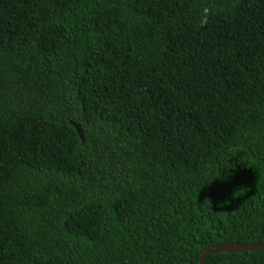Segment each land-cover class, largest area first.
<instances>
[{
    "label": "trees",
    "instance_id": "trees-1",
    "mask_svg": "<svg viewBox=\"0 0 264 264\" xmlns=\"http://www.w3.org/2000/svg\"><path fill=\"white\" fill-rule=\"evenodd\" d=\"M233 242L264 243V0H0V264Z\"/></svg>",
    "mask_w": 264,
    "mask_h": 264
},
{
    "label": "water",
    "instance_id": "water-1",
    "mask_svg": "<svg viewBox=\"0 0 264 264\" xmlns=\"http://www.w3.org/2000/svg\"><path fill=\"white\" fill-rule=\"evenodd\" d=\"M78 133L80 134L81 138L84 139V132L79 124H75ZM264 250V243H224L219 244L216 246L209 247L206 249L200 257L199 264H206V260L209 255L217 254V253H240V252H246V251H261Z\"/></svg>",
    "mask_w": 264,
    "mask_h": 264
}]
</instances>
